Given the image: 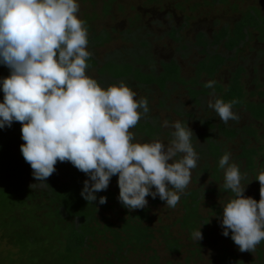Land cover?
Wrapping results in <instances>:
<instances>
[{"label":"trees","instance_id":"trees-1","mask_svg":"<svg viewBox=\"0 0 264 264\" xmlns=\"http://www.w3.org/2000/svg\"><path fill=\"white\" fill-rule=\"evenodd\" d=\"M95 1L92 0L93 7L97 6ZM214 1L224 3L227 0H213L212 4ZM182 2L184 3V0H146L145 5L151 8H146L144 4L134 6V9L138 8V14L135 19L133 18L132 24L125 27L121 34L129 36L130 41L136 42L141 29L146 30L144 13L146 15L148 12L147 15L153 16L154 10L160 6L161 11L168 10L166 13L170 18L174 14L173 8L184 10ZM197 6L191 5L190 10L194 11ZM109 7L111 9L102 13V16L113 14L114 6ZM230 7L231 10L238 11V17L231 21L226 20L221 25L218 20H215L214 28H200L194 32L191 42L194 47H200L201 56L195 63V77L188 80L183 78L182 68L176 59L156 60L154 58L156 56L148 51L149 37L153 36L152 31H146L145 37L138 40L139 46H135L132 51L125 48H113L103 59H98L92 48L96 44L100 45L109 41L114 27H111V31L106 29L108 33L100 32L101 30H97L93 22H87V24L85 22V27L91 34L88 36V44H90L87 45L91 56L87 61L89 66L86 72L94 69L98 76L87 75L96 79L102 87L122 81L136 93L135 99L146 98L148 101L149 113L142 115L137 125L129 130L134 134L136 141L150 142L163 138V135L172 139L174 129L163 131L160 115L150 113L153 109L152 96L158 91L162 94L158 105L167 108L170 107H168L167 98L175 94L177 88L180 89V85H183L190 97L192 106H206L212 92L216 98H221L225 102L233 99L239 101L233 105V111L236 114L237 112L247 113L245 122L241 120L242 116L239 114H237L239 120H229L224 123L217 116L195 118L193 112L174 111L185 116V119L180 121L184 124L190 120H197L199 123L200 131L191 138V142L197 143L193 147L199 157L194 173L206 174L211 178L208 180L211 184L213 181L220 183V187L217 186L218 189L212 186L207 191L217 196L222 191L226 192L229 199L234 194L230 189L224 188V181L221 182L223 169L218 165L220 157L228 153L230 149L228 144L235 142L237 152L232 159L239 167L241 175L245 177L254 174L255 167H260L263 162L258 160L257 163L255 156L264 158V142L262 141L264 133L260 134V125L264 124V90L257 91L255 88L247 90L241 80L245 69L239 64L230 72L225 83L215 81L213 89L204 86L207 81L223 70L226 61L242 56L244 47L254 42L264 46V17L260 16L261 8L252 4L246 9H239L234 3ZM100 9L101 7L97 12ZM92 12L96 15L95 10L90 12L82 10L83 15ZM179 21L177 27H170L160 36L170 37L185 49L186 40L182 38L181 30L184 28L191 30L188 28L194 27L193 21L196 20L193 16L184 14ZM219 47L223 49L225 56L218 51ZM250 48L255 49L252 45ZM255 51L259 58L264 57V48H256ZM260 62L264 65V60ZM262 69L264 70V67ZM253 70L257 69L253 68ZM8 74L9 70L0 65V77ZM2 98L3 93L0 92V100ZM165 103L167 105H164ZM178 109L181 107L179 106ZM20 129L19 122H13L11 127L0 129V171L8 170L12 174L11 177L3 179L0 172V242L5 245L4 252L12 261L17 254L18 258H22V264H96L97 262L115 264L113 261L129 264L127 254H142L146 255L145 264H159V256L153 241L164 244L170 253L184 252L185 264H190L194 257H198L202 244L199 241L191 242V233L202 224L200 230L203 238L207 239L205 229L209 225L208 217H202L198 213L201 196H203L202 186L196 189L187 187L180 194L178 203L183 212L170 222L174 227L176 224L180 225V229L174 233L171 224L165 223L160 213L156 214L152 211L153 207H159L158 204L165 206L159 197L155 199L146 197L148 204L143 209L129 210L124 207L118 200L119 189L116 176L111 178L106 190L96 193L97 201H93V204L84 200L80 194L83 182L88 177L70 162L58 161L55 165L56 171L45 182L37 181L20 151V145L24 143ZM256 177L255 175V181ZM35 184H41V186L36 188ZM244 195L258 201L260 184L255 192L244 193ZM100 196L107 198V202L103 205L98 203ZM113 208H120L122 213L118 225L109 222L103 214ZM212 208V212L216 215L221 214L217 204L213 203ZM154 217L158 225L154 223L151 226ZM213 224H215L214 221ZM183 237H187V243ZM99 239L110 242L113 249H109V255L104 257L94 253L93 259L89 260L85 254L88 250L96 248L94 243ZM263 243L264 241H261L260 244ZM220 252L218 256L225 263L239 264L241 262L238 256L228 251L225 246ZM167 264H171V261Z\"/></svg>","mask_w":264,"mask_h":264},{"label":"clouds","instance_id":"clouds-1","mask_svg":"<svg viewBox=\"0 0 264 264\" xmlns=\"http://www.w3.org/2000/svg\"><path fill=\"white\" fill-rule=\"evenodd\" d=\"M79 8L78 0H0V65L9 70L0 77V129L21 124L20 151L37 181L45 182L58 161L70 162L88 177L80 193L88 203L116 176L118 200L127 209H143L146 197L174 208L197 167L194 133L187 124L164 120L162 127L174 129L168 143L135 140L129 130L149 113L148 101L135 99L122 81L102 87L86 74L91 53ZM215 83L204 86L213 89ZM213 97L207 106L224 123L239 120L233 111L238 100ZM218 165L224 188L234 194L219 215L222 235L239 251L253 253L264 241V170L255 178L257 201L244 195L230 153ZM106 202L105 196L98 198L99 205ZM201 225L191 233L196 242L203 239Z\"/></svg>","mask_w":264,"mask_h":264},{"label":"rangeland","instance_id":"rangeland-1","mask_svg":"<svg viewBox=\"0 0 264 264\" xmlns=\"http://www.w3.org/2000/svg\"><path fill=\"white\" fill-rule=\"evenodd\" d=\"M97 1V6L93 7L92 6V0H78L80 8H79V13L78 17L86 22H93L97 26V30H101L100 32H106L108 33V30L111 31V27H114L112 29L111 33V39L109 41H106L100 45H95L93 49V53L95 52V56L98 59H103V57L106 56L107 52H109L110 49L113 48H125L130 51H132L135 46H139L138 40L143 39L145 37V32H151L153 33V36L149 37V52H151L156 60L159 59H176L178 63L180 64L182 68V76L185 80H188L191 77H195V71H196V61L200 58V53L199 49L200 47H194L193 43L191 40H193L194 32L196 30H199L200 28H214L215 24L214 21L218 20L220 22V25L224 21H231L235 17H238V11H233L231 10V4L237 5V7L246 9L248 5H257L261 8L260 16L264 17V0H227L224 3L216 2L212 4L213 0H184L183 7L184 10H179L173 8V16L168 17L167 13L168 10L166 9L165 11H161L159 7L154 10L153 16L150 14L145 15L144 13V23H146V30L141 29V31L138 33L139 38L136 42L130 41L129 36L125 34H121L122 31L124 30L125 27L128 25L132 24L133 18L138 14V8L134 9V6H143L145 5L146 0H96ZM95 1V2H96ZM102 1V4H101ZM208 2H210L209 6ZM178 3V2H177ZM198 5L194 11L190 10L191 5ZM110 5L114 6L113 7V14L111 16L109 15H103L102 13L108 12L111 8L109 7ZM124 6V9H122ZM137 6V7H138ZM101 7L100 11L98 9ZM122 9H120V8ZM146 8H151L147 7ZM210 7V8H209ZM109 9V10H108ZM82 10L85 12H90L91 10L96 11L92 12L90 14L83 15ZM108 10V11H107ZM150 10V9H148ZM147 10V11H148ZM190 15L193 16L194 20L193 24L194 27L192 26L191 30H187L184 28L182 31V38H185V46L186 48L183 49L180 47V43L171 39L170 37L164 36L161 37L160 35L162 33H165L167 29L170 27H177L179 25V20H182L183 15ZM83 15V16H82ZM97 17V18H96ZM157 19V21H156ZM159 20V23H158ZM148 26V27H147ZM130 27V26H129ZM197 27V28H196ZM88 36H91L88 32ZM90 44V43H89ZM88 44V45H89ZM252 47L257 48H264L263 44L261 43H251ZM244 47V52L242 53V56H239L235 59H229L228 62L226 61L223 70L219 72V74L214 76L210 80L218 81L225 83L227 79L230 76V72H232L236 66L242 65L245 69V71L242 74L241 80L244 83L245 87L247 90H251L255 88V90H264V70L262 69L264 65L261 64L260 61L264 60V57L259 58L257 56V51H255L254 48H250V46ZM88 47V46H87ZM107 48V49H106ZM220 50H218L220 53H223L225 56V53L221 47H219ZM148 49V48H147ZM89 52L90 49H87ZM108 50V51H107ZM227 58V54H226ZM258 62V63H257ZM253 68H256L257 70L254 71ZM94 69H90V71L86 72V74H91L93 76H98ZM201 80H204V78H201ZM199 81V79H198ZM260 86L257 88V86ZM160 91L157 92L156 95L152 96V110L150 113H158L161 117V124L163 123L164 120H168L170 123L174 121H182L185 119V116L183 114L179 115V113L174 112V111H180V112H193L195 115V118L198 117H205L207 118L208 116H219L213 115L215 114V111L208 108V102L209 100L213 99V92L209 95L207 104L204 107H197L195 105L192 106L190 102V97L187 95V92L184 90L183 85H180V89L177 88L175 91V94L169 96L167 98L168 101V107H160L158 105V101L160 100V96L162 95L159 93ZM164 105H167L166 103ZM179 106L181 109H178ZM213 112V114H211ZM236 113V112H234ZM237 114L241 115V120L245 122V119L248 117L247 113L245 112H237ZM187 125L192 129L194 134H197L200 130L198 128L199 123L197 120H190L187 122ZM163 128V131L166 130H172V128ZM264 133V124L260 125V134ZM165 143H168L171 139L164 136L161 138ZM199 142L201 140H198ZM264 142V140H262ZM140 142V141H138ZM194 146H196V141L192 142ZM230 149L228 150V153H230V163H234V160L232 157L237 152L236 144L235 142H230L228 144ZM195 150V149H194ZM261 155V154H259ZM255 160H262V164L259 166H256L254 171V174H249L247 177L245 175L242 176L241 183L242 185L245 184V191L244 193L246 194H251L255 192L258 189V180H254V176L258 175L262 170H264V158H259L255 156ZM196 168L192 169V176H191V182L187 187H193V188H198L202 186L203 189V196H201L199 208H198V213L202 217H208L209 225L206 227V232H207V239L203 238L199 242H201L202 247L201 251L198 254V257H194L193 262L190 264H228L220 260L219 256L221 254L220 250L222 247H226L228 251L236 254L238 258L241 260L239 264H264V243L258 244L256 246V250L253 253L250 252H241L238 249V246L235 245L234 242H232V239L230 236L225 237L222 235V228L220 225L219 221V215H216L214 212H212V205L213 203L217 204V207H220L221 213H222V205L226 203L229 199L228 194L226 192H221L218 196L215 195L211 191H207L210 189L212 186L220 187V183H216L213 181V183H209L208 180L211 178L208 177L206 174H196L194 173V170ZM1 172V177L3 179L9 178L12 176L11 171H0ZM221 182L224 181V170L221 171ZM196 176V177H195ZM28 181V180H27ZM29 182V181H28ZM211 182V181H210ZM115 185V183L113 184ZM36 188L40 187L41 184H35ZM218 186V187H217ZM147 199V198H146ZM148 200V199H147ZM163 205L158 204L161 209L152 208V211H155L156 214L160 213L162 220L165 223L171 224L170 222L174 221L175 218L180 216L183 212V209L181 208L180 203H178L174 208L168 207L166 204ZM103 214L106 216V219L114 223L115 225L120 224V217L122 216V213L120 211V208H113L111 210L103 212ZM1 215V214H0ZM213 221L215 224H213ZM156 224V218H153V222H151V226L153 224ZM158 225V223L156 224ZM172 226V224H171ZM174 230V233L180 229V225L176 224L175 227L172 226ZM184 241L187 243L188 239L187 237H183ZM191 242H195L193 239H191ZM96 248L94 250H88L86 252V257L89 260H92V254L100 255V257H104L105 255H109V249H113L112 244L104 239H99L95 243ZM153 246L156 248L157 254L159 256L158 261L159 264H167L169 261H171V264H185L183 259L185 257V253H170L167 248L165 247L164 244L162 243H157L156 241H153ZM5 245L0 242V264H22V258H18V255L16 254V258L14 261H12L4 252ZM261 249V250H258ZM127 257L129 259V264H145L146 261V255L142 254H127ZM115 264H124L121 262H116L113 261ZM26 264V263H25ZM100 264V263H96Z\"/></svg>","mask_w":264,"mask_h":264}]
</instances>
